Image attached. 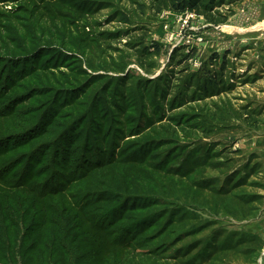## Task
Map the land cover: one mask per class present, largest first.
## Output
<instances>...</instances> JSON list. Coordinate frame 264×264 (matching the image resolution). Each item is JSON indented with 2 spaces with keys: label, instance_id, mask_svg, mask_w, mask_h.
Returning <instances> with one entry per match:
<instances>
[{
  "label": "rangeland",
  "instance_id": "1",
  "mask_svg": "<svg viewBox=\"0 0 264 264\" xmlns=\"http://www.w3.org/2000/svg\"><path fill=\"white\" fill-rule=\"evenodd\" d=\"M221 1L0 0V264H264V0Z\"/></svg>",
  "mask_w": 264,
  "mask_h": 264
},
{
  "label": "trees",
  "instance_id": "2",
  "mask_svg": "<svg viewBox=\"0 0 264 264\" xmlns=\"http://www.w3.org/2000/svg\"><path fill=\"white\" fill-rule=\"evenodd\" d=\"M158 9H171L176 12H195L199 15H204L211 23L219 24L225 23L228 16L217 13L215 10L223 5L220 0H153ZM196 50H192L186 55V60H190ZM210 73V72H209ZM213 74V73H212ZM215 83V81L208 79V82Z\"/></svg>",
  "mask_w": 264,
  "mask_h": 264
}]
</instances>
